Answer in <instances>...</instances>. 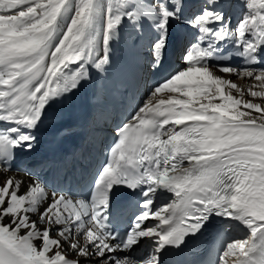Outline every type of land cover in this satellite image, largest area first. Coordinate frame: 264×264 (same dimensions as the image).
<instances>
[{"label": "snow or ice", "instance_id": "1", "mask_svg": "<svg viewBox=\"0 0 264 264\" xmlns=\"http://www.w3.org/2000/svg\"><path fill=\"white\" fill-rule=\"evenodd\" d=\"M116 44L163 78L86 190L69 172L7 175L64 119L57 105L106 91ZM0 176V264H166L216 227L246 238L215 264H264V0H0ZM121 189L136 198L127 220Z\"/></svg>", "mask_w": 264, "mask_h": 264}, {"label": "bare ground", "instance_id": "2", "mask_svg": "<svg viewBox=\"0 0 264 264\" xmlns=\"http://www.w3.org/2000/svg\"><path fill=\"white\" fill-rule=\"evenodd\" d=\"M96 93V89L89 87L85 90H82L80 92V94L78 93L75 96V100L78 103V105L82 102L84 105H89L92 106L93 108L97 107V100L100 99V95H95ZM83 95H88L90 97L89 100H86L85 98H83L81 100V97H83ZM81 96V97H80ZM130 105L133 107H136L137 104H139L138 101H136V99L134 98V96H132L130 98L129 101ZM133 107H128L127 112L128 111H132L134 108ZM109 115H111V112L108 113ZM91 119V125L88 128L89 132H86L88 137L83 141V143L81 144L82 146L78 149V151L82 150V153H91L93 152V148H91L93 145H95L100 139H102L103 137H107L109 136L110 131H104V126L105 123L102 124V126L100 127V123L98 122H94V118H92L90 116ZM117 121V120H115ZM93 159H81L80 160V164H81V168L82 170L79 169L78 163L76 162V167H77V172L80 173H88V168L89 165L91 164V162H93ZM41 162H44L45 165V169H44V173L41 172L39 169L36 170V174H38L40 177L44 178L47 177L49 179V181L52 180L53 177L58 176V175H62L64 172H69L72 173L71 168H64L65 166H67L68 162H69V157L64 158L63 163L62 164H57L54 162V159H49L46 158L44 160H41ZM88 165V166H87ZM7 175H15L17 179H21L25 182V184H27L28 182V177L25 174V172L20 171L19 173H8ZM5 177L0 176V180L4 179ZM241 235H243L241 233ZM246 238V235L245 237Z\"/></svg>", "mask_w": 264, "mask_h": 264}]
</instances>
